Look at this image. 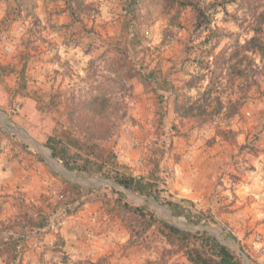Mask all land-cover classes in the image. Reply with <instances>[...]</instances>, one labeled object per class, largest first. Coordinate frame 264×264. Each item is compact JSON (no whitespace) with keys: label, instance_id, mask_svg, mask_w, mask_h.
<instances>
[{"label":"rangeland","instance_id":"obj_1","mask_svg":"<svg viewBox=\"0 0 264 264\" xmlns=\"http://www.w3.org/2000/svg\"><path fill=\"white\" fill-rule=\"evenodd\" d=\"M107 1L108 8L110 4L123 5L122 0ZM138 1L139 6L136 7L135 16L132 19L135 40L130 44L129 49L130 26L123 21L127 28L122 36V40L125 38V41L123 40L125 44L121 49L128 53H120L119 57L124 59L128 55L137 66V70L142 71V68H147L144 71L146 74L152 70H159L161 79H167L173 85L180 87L186 79L184 73L195 72V67L189 60L185 48L186 44L192 47L197 45V42H191L195 22L194 12L191 8H187L178 14L179 8L175 2L182 0ZM199 1L204 7L216 0ZM70 2V0H54L53 8L56 12L67 11V3ZM103 2L105 0H84V5L86 7L88 4L91 5L92 11L89 13L88 10L80 7L81 13L86 10L85 17H97L96 15H101L104 9ZM16 3L15 0H11L12 11ZM226 10L228 16L223 12H218L213 28L238 32V27L227 17L233 13L240 16L242 12L237 11L236 3L228 4ZM260 11L264 12V2ZM119 20L121 19L113 18L110 21L112 27L117 26L118 24L115 25L114 21ZM32 24L34 20H31L29 26ZM252 35L251 29L245 28L241 41L249 39ZM261 37L264 41V31ZM122 40L120 42H123ZM226 44H229L228 39L224 40L222 46ZM192 49L194 54H190L195 56L197 50ZM254 58L256 64L260 66V74L250 82L249 79L247 81L234 80L232 90L222 95L225 103L229 99L239 100L242 105L240 116L234 118L229 123L230 127L227 128L233 133L228 132L226 137H220L216 133V127L220 126L224 129L226 122L197 127L191 120L183 121L177 118L174 114L173 98L168 93H166L168 99L162 106L164 117L161 121L157 93L153 92L151 87H145L140 83L138 92L135 89V95L132 94L126 100L115 99L114 106L124 112L113 115V123L95 120L89 117L85 110V112L74 115V122L70 121L72 124H78L79 129L75 131L77 133L80 130L78 134L81 139L89 141L93 138L107 152L116 155L120 164L127 165L134 176L152 175L156 177L166 200L188 207L194 219L207 220L205 222L207 231L214 234L222 244L232 247L237 253H242L244 264H264V59L260 55ZM121 65L124 67L122 63ZM164 88L169 89L167 84ZM11 114L14 115V113ZM2 118L4 114L0 110V119ZM0 122L2 123L1 120ZM8 146L9 144L4 147L3 143L0 145L1 150L3 149L1 154H5L3 162L0 163L2 171L9 167L7 161L14 160L21 154L20 150L15 153L6 149ZM20 170L19 165L12 168V172L17 175ZM135 172H138V175H135ZM197 177H201L200 181L203 186L195 182ZM191 179L194 180L190 181ZM92 180L96 182V188H99L93 189L98 194L104 193L108 186L115 185L98 175L92 176ZM28 185H30L29 182ZM183 186L199 188L201 190L199 197H196L192 191L186 195L193 197V202L183 198ZM3 187V185L0 186V197H9V199L5 200V204H0L3 205L0 210L2 218L9 217L16 212L13 194L21 193L26 198L28 196L17 189L13 190L11 197L3 195L1 193ZM42 187L39 193H44L39 196L45 195L47 199L52 200L53 205L64 200L68 193L52 182L43 184ZM18 188H21V184ZM103 188L105 190L102 192ZM117 188L120 189L118 186ZM127 195L130 203L144 204V199L133 193L127 192ZM36 196L32 194L27 200H37L39 196ZM61 196L63 198H60ZM94 197L87 200L92 201ZM151 206L159 217L169 220L181 229L195 231L203 228L192 219L186 220L183 216H173L167 206L155 202H152ZM200 212L205 213L204 216L210 214L212 219L199 217ZM191 220L193 222H190ZM242 239H251L252 244L242 243ZM155 244H157L156 241ZM158 245L160 248L161 245ZM27 248H29L28 245ZM26 253L27 251H25L26 260L33 264V258L30 255L26 256ZM143 253L147 255V261L154 259L153 254L146 251ZM61 257L51 256L48 264L55 261L56 264L60 263ZM73 264L76 263L73 262ZM176 264L186 263L177 260Z\"/></svg>","mask_w":264,"mask_h":264},{"label":"trees","instance_id":"obj_2","mask_svg":"<svg viewBox=\"0 0 264 264\" xmlns=\"http://www.w3.org/2000/svg\"><path fill=\"white\" fill-rule=\"evenodd\" d=\"M4 1L6 0H0V3ZM15 1L17 2L16 7L11 13L14 16L13 19L20 21L31 17L34 20L32 26L36 27L38 22L35 16L37 0ZM70 1L67 3V11L70 13L73 23L83 25L82 17L87 14L86 10L91 13V5L88 4L86 7L84 0ZM127 1L129 2L125 13L127 19L124 21L128 23L131 30L128 44L130 49V44L135 40L132 19L139 4L138 0ZM263 2L264 0H216L204 7L199 0L175 2L179 8L178 14L187 8H191L194 12L195 22L191 42H197V45L192 47V45L187 46L186 44L185 48L189 60L195 67V72L184 73L186 79L179 87L167 79H161L159 70H152L148 74L144 72L147 68H142V71H139L128 55L124 59L119 57L120 53H128L121 49L125 44L124 38L122 46L117 48L118 59L121 58L119 60L124 65L120 75L125 80L130 77L136 78L141 85L149 86L153 92L157 93L161 121L164 117L162 106L168 99L166 96L168 93L173 98L174 114L177 118L183 121L191 120L197 127L226 122L225 130L218 126L216 133L220 137H226L228 132L232 134L233 132L227 128L230 127L229 123L234 118L240 116L242 105L239 100L229 99L225 103L222 100V95L226 94L228 90H232L231 86H233L234 80L247 81L249 79L250 82L260 74V66L256 64L254 57L260 55L264 59V41L261 37L264 31V12L260 11ZM230 3H236L237 11L242 12L240 16L233 13L227 17L238 27V32L225 31L218 27L213 28L218 12H223L228 16L226 6ZM80 7L86 9L84 13H81ZM245 28H250L253 35L249 39L241 41ZM225 39L229 40V44L222 46ZM192 48L197 50L195 56H193ZM23 79V74H20L21 82ZM163 84H167L169 89L164 88ZM116 88L120 89V93H123L122 97L111 94L110 89H105V92L93 93L86 99L73 98L74 107L73 114L69 117L70 121L74 122V115L86 111L89 117L95 120L113 123L112 116L124 112L114 106L115 99H128L134 89L131 86H126V81L123 79ZM77 125H71V131H67V134L50 136L46 141V147L51 150L53 158L62 162L68 171L82 175H98L116 185L108 186L104 193L95 194L96 197L93 196L92 201L101 202L106 209V214L117 218L127 230L129 236L122 247L123 251L126 252L130 248H141L143 251L153 254L154 259L147 261V264H176L177 260H182L186 264H244L242 253H237L232 247L222 244L214 234L207 231L205 223L207 220L194 219L187 207L166 200L156 177H152V175L148 177L134 176L127 165L120 164L116 155L107 152L93 138L89 141L81 139L78 134L80 130L77 133L73 130L74 127H78ZM13 138L15 135L9 133L0 124V145L3 140ZM17 146L20 152L26 150L24 145ZM2 150L0 148V154ZM71 192V195L67 193L64 200L55 205L51 204L52 200L47 199L45 195H40L39 201L36 203L33 200L28 201L24 194H13L16 212L9 217H0V262L2 264H32L25 258L28 241L33 236L39 239L52 226H55L57 222L56 219L53 220V216L56 213H62L66 217L72 216L90 196L88 190L76 187ZM127 192L144 199V204L130 203ZM152 202L169 207L173 216L192 219L203 228L191 231L177 227L169 220L159 217L151 206ZM44 206L45 208H42ZM2 207L0 205V210ZM204 214L203 212L198 213L202 218ZM204 218L212 219L210 214ZM192 220L190 222H193ZM57 236L54 244L46 248L53 252H63L65 241L59 235ZM158 244L161 245V249ZM58 255L62 256L60 263L67 264V255L65 253ZM41 261L45 262L43 257ZM55 262L50 264H56ZM75 263L109 264V261L103 258L94 263L84 260H78Z\"/></svg>","mask_w":264,"mask_h":264},{"label":"crops","instance_id":"obj_3","mask_svg":"<svg viewBox=\"0 0 264 264\" xmlns=\"http://www.w3.org/2000/svg\"><path fill=\"white\" fill-rule=\"evenodd\" d=\"M128 3L122 0V6L110 4L108 8L105 0L101 15L84 16L83 25H80L73 23L68 11L56 12L54 0H37V27L29 26L31 17L20 21L13 19L11 0L0 3V110L4 114L0 124L15 135V138L5 139L2 143L4 147L10 143L26 147L18 158L6 162L9 167L5 171L0 170L3 195H10L17 189L28 196L36 194L38 197L44 193H39L42 185L51 182L69 195L75 187L88 190V198L97 194L93 190L99 189L92 180L94 175L65 169L62 162L53 158L46 141L50 136L71 131L74 124L69 117L73 114V98L86 99L107 89L111 94L122 97L123 93L116 88L122 79L126 86L134 88L131 94L138 92L136 78L125 80L120 75L123 69L118 59L117 48L122 46L120 41L127 28L123 21L127 19ZM113 18L121 19L114 21L115 25L118 24L114 27L110 23ZM8 45L12 46L13 53L6 51ZM20 74L24 77L22 82ZM17 104L20 110L13 112ZM4 157L5 154L0 155V163ZM18 165L21 167L19 175L12 172V168ZM200 180L201 177H197L195 182L203 186ZM19 184L21 188H18ZM104 190L101 189L102 192ZM192 191L199 197V188L183 186V198L193 202V197L186 195ZM28 196L25 198L29 199ZM7 199L9 197H0V204H5ZM31 200L38 203L39 198ZM54 219L57 222L55 226L39 239L33 236L27 243L26 256L33 258V264H46L53 254L62 253L68 257L67 264L78 260L94 263L103 258L108 259L109 264H147V255L141 249L123 251L128 232L117 218L106 214L99 201L87 200L74 215L66 217L56 213ZM57 235L65 241L63 252L46 248L54 244ZM242 243L249 245L252 240L242 239Z\"/></svg>","mask_w":264,"mask_h":264},{"label":"built area","instance_id":"obj_4","mask_svg":"<svg viewBox=\"0 0 264 264\" xmlns=\"http://www.w3.org/2000/svg\"><path fill=\"white\" fill-rule=\"evenodd\" d=\"M137 3H139V1H137ZM6 51L9 52V53H13L12 46L11 45H8L6 47ZM19 110H20V106L17 105V106H15L13 112H18ZM6 149H8L10 151H13L15 153H18L19 152L18 146L14 145V144H11V143L9 144V146ZM60 198H63V196H61ZM258 253H260V251H258ZM259 259H262V257H259ZM260 264H262V263H260Z\"/></svg>","mask_w":264,"mask_h":264}]
</instances>
